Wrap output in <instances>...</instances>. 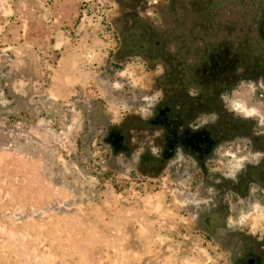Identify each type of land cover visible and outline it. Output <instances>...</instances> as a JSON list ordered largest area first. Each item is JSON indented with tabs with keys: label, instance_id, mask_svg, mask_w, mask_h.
<instances>
[{
	"label": "rangeland",
	"instance_id": "374dc122",
	"mask_svg": "<svg viewBox=\"0 0 264 264\" xmlns=\"http://www.w3.org/2000/svg\"><path fill=\"white\" fill-rule=\"evenodd\" d=\"M263 19L264 0H0V264H264ZM210 51L255 112L220 97L175 124L171 87L222 76L199 80Z\"/></svg>",
	"mask_w": 264,
	"mask_h": 264
},
{
	"label": "flooded vegetation",
	"instance_id": "af4514ba",
	"mask_svg": "<svg viewBox=\"0 0 264 264\" xmlns=\"http://www.w3.org/2000/svg\"><path fill=\"white\" fill-rule=\"evenodd\" d=\"M262 24L264 25V19L262 21ZM240 55L241 53L240 51H238V53H236L232 57V59H230L231 62L240 65L239 63L242 62L240 59ZM226 58V51H210V53L208 54L207 61L204 62L199 68V74L201 75V77H205V79H199L202 83L210 82L211 78L207 79V77H210L211 75H213V77H216V74L220 76L222 75L219 79L214 78L212 80V83L210 84L211 91H209V95L205 96L201 92L199 94H195V96L197 97L193 98L194 94H191V97H189L186 92L184 94L183 89L180 88H187L189 86L191 87L192 82L186 83L187 81H185L184 83V81L179 80L173 87H171V95L168 99H172L173 101L180 103V107H178L179 111L176 113V119L174 120L175 124H177V122H180V120H178L179 117L184 119L185 116H192L193 112L188 113L192 108V106H190L192 102L197 103V105L199 106L200 103L209 105V103L211 102L214 103L220 100L221 94L223 92L222 88H224L222 87V85L225 83V81L220 79L224 76L223 74L225 73V64H227L225 63V61H227ZM195 80L196 79H194L193 81ZM245 264H258V260L255 257H251L246 260Z\"/></svg>",
	"mask_w": 264,
	"mask_h": 264
},
{
	"label": "clouds",
	"instance_id": "9594fccd",
	"mask_svg": "<svg viewBox=\"0 0 264 264\" xmlns=\"http://www.w3.org/2000/svg\"><path fill=\"white\" fill-rule=\"evenodd\" d=\"M158 95L159 94H157V96ZM221 99L225 100L228 110L233 112L236 115H242V116L247 118V117L253 115L255 112L254 109H249L245 105H242L239 102L231 101L226 95H222ZM138 114L143 116L144 118H147V113L143 109H141Z\"/></svg>",
	"mask_w": 264,
	"mask_h": 264
}]
</instances>
